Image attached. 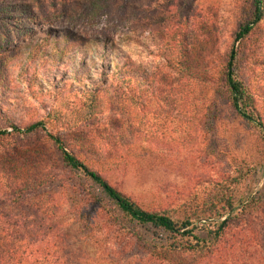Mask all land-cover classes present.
Wrapping results in <instances>:
<instances>
[{
  "label": "rangeland",
  "instance_id": "1",
  "mask_svg": "<svg viewBox=\"0 0 264 264\" xmlns=\"http://www.w3.org/2000/svg\"><path fill=\"white\" fill-rule=\"evenodd\" d=\"M19 1L40 19L0 20V131L10 133L0 136V156L15 159L24 176L48 172L81 183L58 166L44 130H12L43 122L121 192L175 220L195 191L239 172L237 200L264 194L262 132L213 88L253 0ZM64 35L76 44L56 62L50 42ZM47 52L52 57L42 61ZM121 68L126 82L114 77ZM237 70L240 80L261 93L257 113L264 122V19L241 47ZM262 208L230 232L223 251L205 264H264ZM60 214L70 261L145 264L128 239L97 241L78 230L66 205ZM210 221L195 222L202 237L201 226ZM143 233L154 241L167 239L152 227Z\"/></svg>",
  "mask_w": 264,
  "mask_h": 264
},
{
  "label": "trees",
  "instance_id": "2",
  "mask_svg": "<svg viewBox=\"0 0 264 264\" xmlns=\"http://www.w3.org/2000/svg\"><path fill=\"white\" fill-rule=\"evenodd\" d=\"M252 6L235 33L213 88L229 99L238 117L257 126L264 138V122L257 113V97H261V93H254L239 79L237 72L241 47L264 19V0H253ZM16 15H24L33 23L40 19L28 4L19 0H0V20ZM50 43L53 53L59 55L56 62L76 44L69 35L51 39ZM76 53L79 51L74 56ZM52 55L47 52L40 58L43 61ZM112 65L111 57L109 66ZM124 75L125 70L121 68L114 77L120 76L121 81L126 82L129 78ZM96 93L91 91L92 98L97 97ZM38 129L44 130L46 138L53 143L59 157L58 166L76 178L78 176L81 183L75 186L69 184L70 178L48 172L26 177L15 159L0 156V264H81L77 259L70 261L71 255L67 258V246L63 245L68 235L58 220L64 205L74 215L80 232L97 241L106 238V242L112 244L128 239L137 253L140 251L138 262L145 264H205L218 251H223L221 245L230 232L247 225L254 212L264 207L263 193L236 199V188L242 179V172H239L237 176L195 191L183 204L182 218L175 220L165 210L145 209L121 192L100 171L69 151L63 138L47 132L43 122L31 124L24 130L12 127L13 132L19 134ZM8 134L7 130L0 131V136ZM16 210L22 213H13ZM208 220L211 224L201 226L205 233L202 237L195 222ZM212 225L215 226L213 230L209 228ZM148 227L166 232V241L148 239L143 233ZM94 231L102 234L94 237ZM126 259L130 260V256ZM225 264L232 263L227 261Z\"/></svg>",
  "mask_w": 264,
  "mask_h": 264
}]
</instances>
